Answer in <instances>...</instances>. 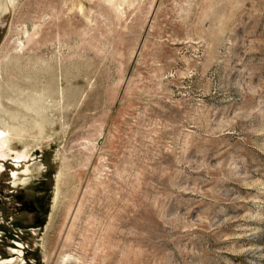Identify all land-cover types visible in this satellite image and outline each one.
Returning <instances> with one entry per match:
<instances>
[{"label": "rangeland", "instance_id": "obj_1", "mask_svg": "<svg viewBox=\"0 0 264 264\" xmlns=\"http://www.w3.org/2000/svg\"><path fill=\"white\" fill-rule=\"evenodd\" d=\"M0 130V264H264V0H0Z\"/></svg>", "mask_w": 264, "mask_h": 264}, {"label": "bare ground", "instance_id": "obj_2", "mask_svg": "<svg viewBox=\"0 0 264 264\" xmlns=\"http://www.w3.org/2000/svg\"><path fill=\"white\" fill-rule=\"evenodd\" d=\"M6 142H7L6 132L4 133V132H2L0 130V157L3 158V159L7 158L6 156H8L7 153H5L3 151V148H5L6 145H7ZM22 158H24V157L18 156V159L19 160H21ZM14 177H16V175H14Z\"/></svg>", "mask_w": 264, "mask_h": 264}]
</instances>
